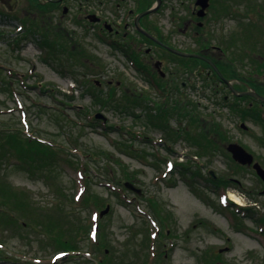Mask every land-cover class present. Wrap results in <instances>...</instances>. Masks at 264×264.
Instances as JSON below:
<instances>
[{"label":"rangeland","instance_id":"rangeland-1","mask_svg":"<svg viewBox=\"0 0 264 264\" xmlns=\"http://www.w3.org/2000/svg\"><path fill=\"white\" fill-rule=\"evenodd\" d=\"M16 1L15 13L0 3V264H264V182L225 150L236 143L264 169L256 105L223 103L198 66L172 78L135 40L138 57L169 91L156 93L148 73L130 66L88 20L121 16L137 0L118 11L107 0H64L67 10ZM140 1L143 9L154 0ZM161 1L158 36L196 50L205 38L233 39L234 73L240 81L250 68L258 75L264 0H209L205 19L195 18L206 26L194 40L169 30L193 18L195 0ZM131 30L119 33L135 39ZM255 47L262 57L249 65ZM181 81L186 89L173 97L168 85ZM208 176L229 183L216 186ZM82 193L98 198L95 206L89 199L83 207ZM230 194L252 212L226 204ZM75 243L80 251H63Z\"/></svg>","mask_w":264,"mask_h":264},{"label":"flooded vegetation","instance_id":"flooded-vegetation-1","mask_svg":"<svg viewBox=\"0 0 264 264\" xmlns=\"http://www.w3.org/2000/svg\"><path fill=\"white\" fill-rule=\"evenodd\" d=\"M48 1L49 0H43L42 4L43 5L51 4L52 6L55 7V9L64 7L65 10H67V7L63 5L64 0H60L59 2H56V3L48 2ZM93 1L98 2L99 0H93ZM124 1L125 0H107V2L105 3L108 4L109 8L114 4L115 5L114 11H118L122 7ZM135 2H136V7L124 9V12L121 14V16L117 15V13H114L113 15L110 16L111 18L108 21L103 20L100 16L98 17L96 16L99 20L96 21V23H94L99 26V27H96V29L98 31H103V33L108 37L107 40H108V44L110 48H113L115 50L122 49L121 51L124 53L126 59L128 58V59L135 61L133 62L135 63V69H137L140 72L142 71L146 74L148 73V75H150L154 80L156 79V76H154V74H156L157 71L150 70L148 68V65H147L148 69L145 67L144 63L146 62V59L144 55H141L140 56L141 58L138 57L139 49L137 48V45L135 44V40H136L139 42L140 41L143 42L147 46V48L145 49V54L152 53L153 55L156 56V59L154 60L155 64L153 65V67L154 68L157 67L158 69V67H163V65H166L167 71L172 75L171 76L172 78L175 77V75L178 72L177 70L179 68L183 69L184 75L182 77H184L186 76V70L190 69L191 67L194 68V66H198L200 68L199 75L204 78L211 79V82H212L211 90L213 89L214 91H216L220 89L221 92L217 91V94L223 93L222 98H220L223 103L228 104L230 106L238 105L239 98L246 99V102L250 108L260 103L258 100H256L254 97L250 95L239 97L233 93V90L236 92H240V93L254 92L258 94L259 96L264 97V91H262L264 90V73H262L264 66L259 68L260 71L258 75L255 74L253 69L250 68L248 77L243 79V81H240L241 79L239 78L240 76L238 75V73L236 72L234 73L233 68H231V67H234V65L236 64L237 58H238L236 56L237 49L235 48L233 39H231L230 41L222 40L218 42L219 44H209V42L205 38L204 43L199 47L198 50L194 49L193 47H188L186 49V47L182 43L177 44L172 39H169V38L166 39L161 35H160L161 37L158 36V33H156L155 31L157 30V26H156L155 21L153 20L154 15L158 13L157 11V12H154V14H151L149 16H145L143 18L141 17L137 21L139 26L145 32L149 33L152 37L155 38L156 41H153L150 38H148L146 35H144L143 33L139 32V30H137L135 27V19L137 15L141 13V12H138L137 10H139L140 6L142 5L140 0H137ZM95 3H94V6L96 5ZM16 4H18L17 1H16ZM209 4H210V1H209ZM151 5H149V7L147 5V7L144 10H147L148 8H150ZM1 7L4 8L5 11L8 10L4 4H1ZM197 8L198 7L193 5L192 11H191V15L193 16V18L190 17L188 22L184 25L183 29L177 26L176 29L174 28L170 29L169 33L170 32L174 33V31H179L182 34L191 32L193 35L192 40L196 39V36H199V30L202 29L204 26H206L204 23V20L201 23L200 22L198 23L197 20L195 19L196 17L199 18L196 15L198 11ZM14 9L15 8L13 7L12 13H15ZM12 13L8 12V14H12ZM205 15H207V11L205 12ZM204 17L202 19H205ZM16 18H17L16 20L21 21L20 17H16ZM104 23L107 24L106 29L108 31L105 30L104 26H102ZM93 26L94 25H92V27ZM129 28H132L131 34L132 36L135 37V39L131 37L130 35L126 37L124 33L123 34L119 33L121 32V30L125 31V29H129ZM171 33L169 36L173 35ZM252 46H253V43L250 47ZM256 47H259V45L257 44ZM256 47L248 51V54H247L248 60L251 61V57H254V58L262 57L260 53L256 52ZM168 49L176 50V51L186 53V54L198 55L201 57V59L181 57L171 51H168ZM157 53L166 54L167 55L166 59L160 58L159 55H157ZM164 61L166 62L165 64H164ZM207 61L212 63V65L216 68L217 72L212 67V65L207 63ZM251 64H252V61L250 62L249 65ZM262 64L264 63L262 62L260 66ZM195 72L197 71L195 70ZM187 74H188V71H187ZM158 75L162 79V74L158 73ZM169 84L170 85L168 86L171 90V95L173 97L177 95L178 98H181V90L186 89L185 87L186 83L181 81L180 87H176L175 85L172 84V82H170ZM158 87L160 90H162L163 92H166L169 95L168 93L169 91H167L166 88L160 85H158ZM174 88L175 90H173ZM201 89L200 90L205 93L206 91L205 88L204 89L201 88ZM209 99L210 100L213 99L214 101L215 97L209 96Z\"/></svg>","mask_w":264,"mask_h":264},{"label":"water","instance_id":"water-1","mask_svg":"<svg viewBox=\"0 0 264 264\" xmlns=\"http://www.w3.org/2000/svg\"><path fill=\"white\" fill-rule=\"evenodd\" d=\"M59 1L60 0H54V1H50V2H59ZM154 1H155V3L150 9L140 13L136 17V19H135V27H136L137 30H139V32L143 33L144 35H146L151 40L156 41L155 38L152 37L149 33L145 32L139 26V24L137 22L141 17L149 15V14H152V13H154V11L156 12V10L159 8V6L161 4V0H154ZM0 2H1V4H4L9 11H12L13 7H15V4H16L15 0H0ZM194 6L198 7V9H199L197 11L196 15L199 18H202L205 15L206 9L209 6V0H195L194 1ZM88 20H90L91 22H96V19H94V17H92V16H88ZM168 51H171V52H173V53H175V54H177V55H179L181 57H185V58H198V59H201V57L198 56V55L186 54V53H182V52H179V51H176V50H172V49H168ZM207 63L212 65V63L209 62V61H207ZM212 67L216 70V68L213 65H212ZM233 93L236 94L239 97L243 96V95H250V96L254 97L255 99L259 100L260 102H262L264 104V98L260 97L258 94L254 93V92L240 93V92H236V91L233 90ZM96 118L101 119L100 116H97ZM241 127L243 128L244 126L241 125ZM225 150H227V152L230 153L231 158L238 165H240V166H249V167L253 168L255 174L260 178V180L262 182H264V169H262V167L258 163L254 162V158H253V156L250 153H248L245 149H243L240 145H238L236 143L228 144ZM124 186H125L126 189L132 190V191H134L137 194L140 193L139 190L134 189L128 183H125ZM107 212H108V207L104 211H101L98 217L104 216V214H106Z\"/></svg>","mask_w":264,"mask_h":264},{"label":"trees","instance_id":"trees-1","mask_svg":"<svg viewBox=\"0 0 264 264\" xmlns=\"http://www.w3.org/2000/svg\"><path fill=\"white\" fill-rule=\"evenodd\" d=\"M144 9H145V5H143V9H142V5H141V8L139 9V11H142ZM257 106H259V107H257ZM255 107L256 108H254V109L256 110V115H255L256 117H254V118H255L256 122H258V123L261 122V125L264 126V108H263L262 105L260 106V103H259V105H256ZM237 110H239V108ZM246 112L247 111L244 110L241 114H243L244 116H247L248 113L246 114ZM262 140H263V143H264V134L262 135ZM124 177H125V175H124ZM208 178L210 179V181H212V184H214L216 186L217 185H221V187H224L223 185L229 183V180H227V179L225 180L223 178L215 179L214 177H210V176H208ZM81 199H82L81 202H83L82 205H84L83 207H87L88 208L89 206L87 204V201L89 199L93 200V201H91V204H92V207H93V206H95L96 201H97L98 198H92L88 193H86L85 195L82 196ZM229 204H231V206H233L235 208H239V207H236L235 205H233L232 203H229ZM253 208H254V206L253 207L249 206V207H246V209L239 208L238 211L244 210L245 214H248V213L252 212ZM260 222L261 221H259L258 224H261ZM261 226H263V227H261ZM261 226H260L261 229L264 230V224L261 225ZM99 231H100V226H97V232L95 234L96 237H98ZM96 240H98L97 243H99V239L96 238ZM63 247H64L63 249H65L63 251H65V252H69L70 250L80 251V249L77 248L76 243H75V245L71 244L70 247L69 246H67V247L63 246ZM95 247H97V246L95 245Z\"/></svg>","mask_w":264,"mask_h":264},{"label":"bare ground","instance_id":"bare-ground-1","mask_svg":"<svg viewBox=\"0 0 264 264\" xmlns=\"http://www.w3.org/2000/svg\"><path fill=\"white\" fill-rule=\"evenodd\" d=\"M229 197H230V199H231V202L233 201L234 203L241 204V201L238 200V198H237L235 195L230 194Z\"/></svg>","mask_w":264,"mask_h":264}]
</instances>
